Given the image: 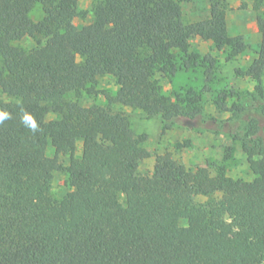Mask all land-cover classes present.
I'll return each mask as SVG.
<instances>
[{
  "label": "trees",
  "instance_id": "trees-1",
  "mask_svg": "<svg viewBox=\"0 0 264 264\" xmlns=\"http://www.w3.org/2000/svg\"><path fill=\"white\" fill-rule=\"evenodd\" d=\"M180 1L95 0L91 20L77 25L78 0H0V95L8 98L0 97V264H264V157L255 156L264 153V0H256L255 56L236 70L251 74L262 96L251 104L261 120L234 134L251 151V179L222 166L187 168L167 150L141 174L151 156L146 135L111 106H137L169 127L196 115L201 97L172 99L158 77L200 64L212 78L214 57L190 51V39L210 41L227 60L243 52L227 32L225 0H185L207 11L193 21ZM23 37L39 56L16 44ZM105 75L117 86L106 104L68 105L65 93ZM235 97L230 107L225 95L215 102L235 116L246 110ZM55 172L68 187L61 208L51 193Z\"/></svg>",
  "mask_w": 264,
  "mask_h": 264
},
{
  "label": "rangeland",
  "instance_id": "rangeland-1",
  "mask_svg": "<svg viewBox=\"0 0 264 264\" xmlns=\"http://www.w3.org/2000/svg\"><path fill=\"white\" fill-rule=\"evenodd\" d=\"M94 2L95 0H78L74 24H85L91 20ZM225 2L227 3V32L244 45L243 52L234 59L227 60L210 41L194 37L190 39L189 50L197 52L200 56L210 54L214 57L211 80H207L205 68L200 64H193L179 69L174 74L158 77L161 90L172 99L176 98L175 94L186 96L188 91L195 95L199 93L201 110L196 115H178L171 120L169 127H165L164 121L158 115L148 116L137 106L111 104L114 111L128 117L136 133L146 135L145 146L151 152V156L140 161L138 170L141 174L151 172L155 153L167 150L172 153L178 163L187 168L202 167L213 173L222 166L231 178L251 179L253 177L247 160L251 151L245 148L234 134L245 133L251 117L261 120V116L251 104L254 103L255 97L262 96H259L256 90L257 84L254 77L248 72L238 74L236 70H246L255 56L261 37L257 26V16L261 13L262 7L256 3V0H225ZM180 4L186 21L204 18L207 15L206 10H198L192 2L181 0ZM41 15L42 9L37 3L32 7L30 16L36 21ZM16 44L26 48L33 55L39 56L35 48L36 43L31 37H23ZM204 86L208 88L205 89ZM116 88L114 79L105 75L97 79L93 88L88 87L78 95L68 92L63 96L68 105L75 101L82 105L92 103L104 105L107 103V96L113 95ZM261 89L264 93V73ZM236 94L240 96V103L246 106V110L235 116L230 110L221 109L218 102H215L225 95L226 106L230 107L237 101ZM0 97L8 99L3 95ZM80 146L81 142L78 140L75 147L77 155L80 154ZM255 156L264 157V153L260 152ZM60 161L66 165L68 157L62 156ZM67 190L63 172H55L51 182V193L57 208H61L62 197ZM206 199L207 197L202 195L194 198L195 202Z\"/></svg>",
  "mask_w": 264,
  "mask_h": 264
},
{
  "label": "clouds",
  "instance_id": "clouds-1",
  "mask_svg": "<svg viewBox=\"0 0 264 264\" xmlns=\"http://www.w3.org/2000/svg\"><path fill=\"white\" fill-rule=\"evenodd\" d=\"M32 127H35V124L34 123L32 124Z\"/></svg>",
  "mask_w": 264,
  "mask_h": 264
}]
</instances>
